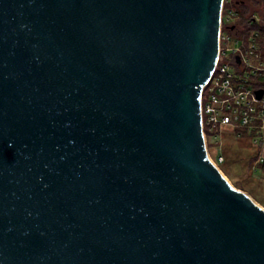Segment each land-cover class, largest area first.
Instances as JSON below:
<instances>
[{
  "label": "water",
  "instance_id": "1",
  "mask_svg": "<svg viewBox=\"0 0 264 264\" xmlns=\"http://www.w3.org/2000/svg\"><path fill=\"white\" fill-rule=\"evenodd\" d=\"M223 2L0 0V264H264L202 128Z\"/></svg>",
  "mask_w": 264,
  "mask_h": 264
},
{
  "label": "built area",
  "instance_id": "2",
  "mask_svg": "<svg viewBox=\"0 0 264 264\" xmlns=\"http://www.w3.org/2000/svg\"><path fill=\"white\" fill-rule=\"evenodd\" d=\"M242 4L244 2L236 0L223 2L219 56L201 94L202 128L205 141L208 134L215 142L222 137L223 129L231 128L239 137L244 130L263 153L264 0H261L259 11L247 15L238 11ZM260 91H263L261 98L258 97ZM217 161L223 163L224 155L218 156Z\"/></svg>",
  "mask_w": 264,
  "mask_h": 264
},
{
  "label": "rangeland",
  "instance_id": "3",
  "mask_svg": "<svg viewBox=\"0 0 264 264\" xmlns=\"http://www.w3.org/2000/svg\"><path fill=\"white\" fill-rule=\"evenodd\" d=\"M236 1L246 4L247 14L259 11L261 7L260 1L257 4L254 0L253 4H249L246 0ZM232 131L231 128L223 129L222 137L219 136L217 142L207 134L206 146L209 156L233 188L247 195L264 210V154L254 146L248 132L243 130L239 137ZM221 154L225 158L223 163L217 161V157Z\"/></svg>",
  "mask_w": 264,
  "mask_h": 264
},
{
  "label": "trees",
  "instance_id": "4",
  "mask_svg": "<svg viewBox=\"0 0 264 264\" xmlns=\"http://www.w3.org/2000/svg\"><path fill=\"white\" fill-rule=\"evenodd\" d=\"M249 4H253V3H255L256 2V4L260 1L261 2V0H246ZM245 1V2H246ZM237 3H241L242 1H236ZM246 4L244 3V4H242V5H239V7H238V11L240 12V14H242V15H246L247 13H248V11L246 12V10H248L247 9V7L245 6ZM249 10H250V8H249ZM262 32H263V41H262V43H263V45H264V29L262 30ZM259 152V151H258ZM263 154H264V151H263Z\"/></svg>",
  "mask_w": 264,
  "mask_h": 264
},
{
  "label": "bare ground",
  "instance_id": "5",
  "mask_svg": "<svg viewBox=\"0 0 264 264\" xmlns=\"http://www.w3.org/2000/svg\"><path fill=\"white\" fill-rule=\"evenodd\" d=\"M209 154V153H208ZM210 160L214 163V161L211 159V157L209 156ZM216 166V165H215ZM217 167V166H216Z\"/></svg>",
  "mask_w": 264,
  "mask_h": 264
}]
</instances>
